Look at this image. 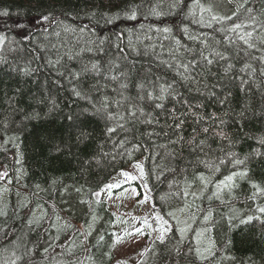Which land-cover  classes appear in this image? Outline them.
<instances>
[{
	"label": "trees",
	"instance_id": "16d2710c",
	"mask_svg": "<svg viewBox=\"0 0 264 264\" xmlns=\"http://www.w3.org/2000/svg\"><path fill=\"white\" fill-rule=\"evenodd\" d=\"M172 2L0 0V264H116L119 219L95 195L141 158L167 231L150 241L148 222L132 264H264V0Z\"/></svg>",
	"mask_w": 264,
	"mask_h": 264
},
{
	"label": "rangeland",
	"instance_id": "374dc122",
	"mask_svg": "<svg viewBox=\"0 0 264 264\" xmlns=\"http://www.w3.org/2000/svg\"><path fill=\"white\" fill-rule=\"evenodd\" d=\"M142 170L143 158L112 176L108 184L97 192L99 195H95L97 199L105 200L112 207L116 219H119L115 231L116 238L120 237L121 239L117 240L119 243L117 245L116 259L118 261L116 264H132L140 258L143 252L141 247L144 246L141 241L146 244L149 235V229L146 227L148 222H150L151 228L150 241L157 238L160 234L161 227H158L159 222L151 209L148 191L145 190L146 184L144 186L142 180ZM123 173L128 175L125 176ZM2 177L3 174L0 179ZM113 185L115 186L113 187ZM6 197L5 189L0 192V204L3 203L2 200H6ZM184 212L187 214L186 210L182 212L176 211L174 214L180 215V219L187 224L189 218L184 215ZM145 220L147 223H144ZM136 228L141 230L140 234H138L141 236V240L138 239V235L134 232ZM125 233H132V235H126Z\"/></svg>",
	"mask_w": 264,
	"mask_h": 264
},
{
	"label": "snow or ice",
	"instance_id": "6c2138e0",
	"mask_svg": "<svg viewBox=\"0 0 264 264\" xmlns=\"http://www.w3.org/2000/svg\"><path fill=\"white\" fill-rule=\"evenodd\" d=\"M179 4H180V0H173L172 4L170 5V8H177V7H179ZM199 7H200V12H201V18H200V20H193V23H202L203 22V13H205V12H208L209 14L212 13V7L211 6L204 7V6L200 5ZM239 7L242 8V7H244V5L241 4V5H239ZM248 11L252 12V9H248ZM2 14L3 15H7L8 13L5 12V13H2ZM151 14L152 15H156V16L162 15L161 12L156 10L155 6L152 8ZM125 15H128V13H125ZM232 15L235 16L236 13L233 12ZM135 16H136V11H135V8H133L129 18L134 19ZM48 19H49L48 16H44L43 17V20H45V21H47ZM112 19H115V17H112V18L108 19L107 23H111ZM231 19H232L231 16L211 15V20H213V21H216V20H231ZM255 19H256L255 17H252V21L253 22H255ZM19 26L23 27V25H19ZM241 27L242 26L240 24H233L231 28L227 29V31L228 32H235V31L239 30ZM81 31H84V29H82ZM163 31L169 32L170 29L169 28H164ZM185 32H187L186 28H185ZM252 35H253L252 32H244L243 34L238 35L237 39L242 40L248 46V48H254V47H256V45L254 43H252L250 41V39H249L250 37H252ZM189 39H197V37H194V36L190 35ZM225 40H229L230 43L234 42V41H231L228 36H225ZM260 42H261L262 45H264V37H260ZM101 43H103V41H101ZM202 43H204V42H202ZM217 43H219V41H217ZM213 52H215V49H213ZM215 54L217 56H220L222 59L224 58V54L223 53L215 52ZM201 56L203 57V53H201ZM203 58L205 60H207L208 64L212 63V60L207 59V57H203ZM261 59L264 60V57H262ZM195 63H196L195 60L189 62V64H195ZM189 64H180L179 66L184 68L185 71H188L189 70ZM92 69L93 70H98V66L96 64H93L92 65ZM87 70L88 69H85V71H87ZM187 78L188 77H185V79H187ZM113 79H116V77H113ZM121 87L122 88H126L127 85H121ZM140 87L143 88V85H140ZM159 91H160V95L158 97H156V98L159 99V100H163L165 98V94L171 95L173 93L174 89H173V86L171 84H167V85H160ZM76 94L79 95L80 93L77 92ZM147 96H148L149 99H151L152 96H153V93L152 92H148ZM156 107H161V105L157 104ZM141 111H142V109H141ZM129 114L132 115L133 113L130 112ZM176 127L179 128L180 125L177 124ZM109 131H111V129H109ZM203 131L207 132L208 129L205 128V129H203ZM219 135L223 136L224 134L221 132V133H219ZM203 143L204 142L201 141V144H203ZM229 155H231V154H229ZM233 162L236 163V164H242L243 163V161H241V160H234ZM201 163H204L206 167H208L209 169H212L214 171H218L219 170V167H218V165L216 163H213V162H210V161H201ZM223 163H224V161H223V159H221L219 161V164H223ZM123 175L127 176L128 174L127 173H123ZM237 175L243 176L244 173H242V172L241 173H232L231 175L225 176L223 180H221V181H219L217 183V185H216L217 189L219 190V189H221L223 187H229V183L233 180V177L237 176ZM199 179L203 181V180H205V177L201 174L199 176ZM114 186L115 185H113V187ZM96 195H99V194L97 193ZM260 211L264 212V208H261ZM0 215H3V213L0 212ZM156 219H157L158 222L162 220V218L160 216H157ZM205 219L207 220L208 217L206 216ZM249 219H251V217H249ZM29 223H33V221L30 220ZM144 223H147V221L145 220ZM164 223H166V221ZM0 231H2V229H0ZM166 231H167V229H165L163 227L160 228V234L158 235L157 239H159L161 242H163V240H164V234H165ZM180 231L183 233L184 229H180ZM134 232L136 234H140L141 230L139 228H136V229H134ZM126 235H132V233H126ZM119 239H121V238L117 237V240H119ZM44 251L47 252L48 249H45ZM196 253H197V256L200 259H204V257L201 254V251H200L199 248L196 249Z\"/></svg>",
	"mask_w": 264,
	"mask_h": 264
}]
</instances>
